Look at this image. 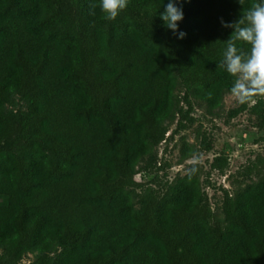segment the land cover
<instances>
[{
    "label": "trees",
    "instance_id": "obj_1",
    "mask_svg": "<svg viewBox=\"0 0 264 264\" xmlns=\"http://www.w3.org/2000/svg\"><path fill=\"white\" fill-rule=\"evenodd\" d=\"M168 2L129 0L109 21L100 0H0V264H264V174L224 192L219 218L194 165L160 189L134 180L179 104L217 116L235 79L217 66L238 0H173L176 33ZM14 97L23 115L5 112ZM255 99L239 108L263 129ZM195 152L181 141L178 164Z\"/></svg>",
    "mask_w": 264,
    "mask_h": 264
},
{
    "label": "rangeland",
    "instance_id": "obj_2",
    "mask_svg": "<svg viewBox=\"0 0 264 264\" xmlns=\"http://www.w3.org/2000/svg\"><path fill=\"white\" fill-rule=\"evenodd\" d=\"M182 93V90L177 92L179 97ZM179 105L181 114L174 117L164 140L156 147L155 168L149 174L138 171L134 180L141 188L148 186L160 189L194 165L200 171V186L211 213L214 218H219L224 192L232 196L234 191L264 174L257 163L258 159H264V128L258 129L255 126L254 117L245 109H240V103L230 93L224 95L222 108L217 116L207 115L193 101L189 104L181 102ZM232 110L237 112L230 117L228 112ZM5 112L23 115L25 107L20 99L14 97L5 106ZM181 141L193 145L196 152L178 164ZM194 155L199 158L196 164L192 161ZM55 255L52 253L47 257L52 260ZM33 261V254L27 253L20 257L17 264H30Z\"/></svg>",
    "mask_w": 264,
    "mask_h": 264
},
{
    "label": "clouds",
    "instance_id": "obj_3",
    "mask_svg": "<svg viewBox=\"0 0 264 264\" xmlns=\"http://www.w3.org/2000/svg\"><path fill=\"white\" fill-rule=\"evenodd\" d=\"M129 0H100L99 7L105 13V19L114 21L120 13L126 9ZM179 2V0H177ZM243 11L235 22L221 24L225 28L233 29L230 38L224 42L226 50L223 59L217 66L224 69L234 77L230 95L239 103H256V97H264V0L251 3L244 10L245 0H238ZM92 4L90 8L95 9ZM165 22V27L178 32V24L184 18L183 10L177 7V3L169 0L164 13L160 17ZM185 33L179 32V38L183 39ZM237 42L250 45L248 50L237 46ZM193 164L199 162L194 155ZM193 173L196 168L191 170Z\"/></svg>",
    "mask_w": 264,
    "mask_h": 264
}]
</instances>
